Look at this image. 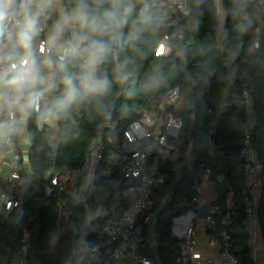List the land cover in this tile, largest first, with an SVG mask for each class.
<instances>
[{"label":"trees","instance_id":"trees-1","mask_svg":"<svg viewBox=\"0 0 264 264\" xmlns=\"http://www.w3.org/2000/svg\"><path fill=\"white\" fill-rule=\"evenodd\" d=\"M150 1L120 0L117 26L108 34L90 37L110 44L95 71L97 78L110 81L106 92L54 107L65 95L63 77L77 76L83 57L65 59V72L56 67L57 57H51L54 76L60 77L48 92L46 121L38 127L39 118L28 110L29 171H18L17 206L0 212V264H61L66 260L71 241L80 236L86 223L88 208L78 191L88 176L93 141L99 136L105 159L122 143L123 132L137 111H153L176 87L180 99L173 113L181 127L175 147H164L160 154L148 157V164L156 161L155 173L164 181L150 199L151 221L139 224L142 246L137 254L151 264H176L180 240L172 233L173 220L195 212L192 198L208 170L218 212L206 233L220 242L224 231L238 264H256L243 227L246 184L239 152L248 134L263 164L256 217L264 244V0H221L219 10L215 0H187V17L167 7L140 13ZM78 2L61 0V6L70 13ZM84 3L90 13L111 7V0ZM126 7L131 8L127 15ZM175 18L176 25L172 24ZM57 23V15L46 9L37 27L52 32ZM72 26L75 42L86 30L79 24ZM164 36L173 37L172 49L159 56L156 52ZM71 38L68 27L61 41L65 45ZM10 89L5 83L3 95ZM34 90L43 89L36 84ZM242 92L248 94L250 106L234 104ZM53 126L55 145L51 144ZM102 164L101 160L91 183L89 209L99 214L86 229L88 246L101 245L105 220L113 213L121 215L131 203L128 182L119 167L104 173ZM52 178L56 186H51ZM107 250L88 256L82 264H110Z\"/></svg>","mask_w":264,"mask_h":264},{"label":"built area","instance_id":"built-area-1","mask_svg":"<svg viewBox=\"0 0 264 264\" xmlns=\"http://www.w3.org/2000/svg\"><path fill=\"white\" fill-rule=\"evenodd\" d=\"M19 1L15 0V4L9 11L5 24L9 30H12L15 19L18 18ZM167 7L174 9L181 17H187L190 12L187 0H152L144 3L140 13L147 12L150 8ZM50 11L57 15V22L61 17L66 14V11L61 6V0H52V4L48 7ZM61 15V16H60ZM178 18L172 20V24L176 25ZM156 27L159 24L156 23ZM44 28L37 27V34L32 45L31 53L35 59L41 57H49L51 48L49 42L44 37ZM71 41L74 37V28L70 27ZM181 36L178 37L180 39ZM173 37L164 36L162 43L159 45L156 54L159 56H166L172 49ZM33 41V40H32ZM33 43V42H32ZM10 44L7 38L0 39V55L3 56V61L0 63V69L8 71L10 74H15L17 71L24 70L23 61L27 58L25 50L22 47H17V53L14 58L8 59V52ZM63 46L55 55L59 57L63 54ZM41 48L44 49L41 52ZM161 49L163 51L161 52ZM76 56V55H75ZM75 56H68L67 58H74ZM50 62V61H49ZM31 64V60H29ZM15 65V68L12 66ZM45 89L37 91L41 93L38 104L32 105L30 108L39 118L38 127L41 122L46 121L48 115L47 99L48 92ZM14 96L12 89L7 96L6 101V122L8 125V132L0 134V160L5 155L11 156L10 173L5 178L7 181L16 182L18 179V171L22 170L20 165L19 155L12 151L10 148L11 132L10 129L16 124V108L10 104V100ZM180 99L179 87L174 88L166 94L160 104L150 112L137 111V117L127 129L123 132V141L117 145L109 155L102 159L101 146L99 136L92 143V151L89 159L90 175L88 174L86 181L80 186L78 191V198L85 201L88 208L86 223L83 226L82 232L77 239L71 241V249L68 257L61 264H82V262L90 255L96 254L100 250H109L111 262L110 264H151L145 257H139L137 254L138 249L142 246L140 237L139 224H148L152 215L149 213L150 199L154 191L159 188L164 178L157 176L156 161L148 164V157L152 153L160 154L164 147L171 146L174 137H177L178 131L181 127V121L174 116V109ZM234 104L238 107L243 105L250 106V98L246 92H242L239 97L234 98ZM14 115V118H13ZM239 158L243 163V176L246 184V198H245V214L246 217L243 221L244 231L249 237V244L253 249L255 237L260 233L256 210L258 202L254 200L251 195V190L256 187L261 190V180L263 173V164L258 160L254 154L252 142L248 134L244 136L242 147L239 152ZM102 160L103 172L106 173L113 166H118L121 177L128 182L127 195L131 198V203L123 210L121 215L116 216L114 213L109 216L103 225L102 235L104 242L99 246H88L86 244L85 232L90 222L99 214L89 209L90 206V191L93 174L97 169L99 162ZM92 166V167H91ZM88 169V167H87ZM209 178V171L206 170L204 179ZM51 186L57 185L56 178L50 180ZM15 190L3 192L0 194V211H9L17 206L15 199ZM198 193V188L196 189ZM228 198H231L229 194ZM215 200V199H214ZM212 201L208 207L206 218L203 222L207 228L213 226V216L218 212V207L215 201ZM192 204L195 207V212L187 214L195 215L200 204L197 195L192 198ZM182 219L195 220L191 217L181 216L179 220H173L174 235L180 240L179 254L176 257V264H197L201 255L197 251L196 231L192 224L189 222L185 225L178 227V221ZM225 224V219L222 220ZM219 242V258L217 261L206 260L204 264H238V260L229 252V236L224 232H220Z\"/></svg>","mask_w":264,"mask_h":264},{"label":"clouds","instance_id":"clouds-1","mask_svg":"<svg viewBox=\"0 0 264 264\" xmlns=\"http://www.w3.org/2000/svg\"><path fill=\"white\" fill-rule=\"evenodd\" d=\"M14 4L15 0H0V39L6 37L14 47H22L27 58L22 62L24 70L17 71L15 74L0 69V85L6 83L12 89L14 96L10 100V104L23 111L26 106L22 104V101L25 100L26 91L31 90L27 97L28 106L37 105L41 95L34 90L40 76L37 62L32 57L31 48L33 37L37 34L39 17L51 6L52 0H23L17 13L18 18L15 19L12 30H9L5 21ZM120 7V0H111L109 9L102 13H90L84 0H79L76 8L72 12L64 14L55 26L49 37V43L53 46L57 44L65 29L73 24H79L81 30H86V33L79 36L75 42L70 40L63 46V54L59 57V63L56 65L59 71H66L64 61L70 55L82 56L83 62L77 76L65 75L63 77L65 95L63 99L55 102L54 107L71 105L88 94H102L109 88L110 81L107 77L97 78L95 71L110 51V44L90 37L108 34L111 29L117 26ZM130 11V7L123 9L125 15ZM81 44L85 45L82 49ZM43 51L44 49L41 48V52ZM162 51L163 49H161ZM29 60H31V64H29ZM2 61L3 57H0V63ZM45 63L51 66V62L45 61ZM12 67L15 68V65ZM56 86L54 79L47 83L48 90L54 89ZM52 114L53 110L49 109V115Z\"/></svg>","mask_w":264,"mask_h":264},{"label":"crops","instance_id":"crops-1","mask_svg":"<svg viewBox=\"0 0 264 264\" xmlns=\"http://www.w3.org/2000/svg\"><path fill=\"white\" fill-rule=\"evenodd\" d=\"M69 13V12H66ZM61 16V15H60ZM73 27V26H71ZM54 31V30H53ZM50 32L48 29L45 28L44 30V37L49 42V37L53 33ZM34 41L32 42V45L34 46ZM63 45L61 41V37L57 41V44L55 46L51 45L49 43V46L51 48V54L49 57H41L40 59H37V67L39 69V76L40 80L37 82L38 86H41L42 89H45L47 86V83L51 80H56V78L60 76H54L52 64L49 66L45 63V61H50L52 56H55L61 46ZM17 47H10V50L8 52V59L14 58V56L17 53ZM0 57H3L0 55ZM51 62V61H50ZM3 85H0V134L7 133L8 125L6 122V101L7 96H4L2 93ZM29 93H26L25 95H28ZM22 104H24L26 107L23 111L20 110L19 107L16 108V124L11 127V143L10 148L13 152L19 155L20 159V165L22 167V171L28 172L29 171V163H28V149H29V140H28V134H27V119H28V110L30 106L25 104L22 101ZM11 156L5 155L0 160V194L3 192H9L16 189V185L14 182L7 181L5 178L10 173V165H11ZM251 195L254 198L256 202L259 200L260 191L258 188L254 187L251 190ZM198 202L201 205L207 204L208 206L211 204V202L215 199L214 193H213V185L209 181V179H204L202 183L198 187ZM1 212V211H0ZM99 213V211H98ZM97 213V214H98ZM189 222H192L195 231H196V241H197V251L201 255L200 260H198L197 264H204L206 260H213L217 261L219 258V246L217 241H214L215 239L208 235L206 233V224L201 220H192L189 219H182L178 221V227L181 225H185ZM174 227L175 224L173 222L172 226V233L174 234ZM83 229V228H82ZM255 249H258L259 252L256 254ZM253 257L256 262V264H264V244L262 242L260 233H258L255 237L254 246L252 249Z\"/></svg>","mask_w":264,"mask_h":264},{"label":"water","instance_id":"water-1","mask_svg":"<svg viewBox=\"0 0 264 264\" xmlns=\"http://www.w3.org/2000/svg\"><path fill=\"white\" fill-rule=\"evenodd\" d=\"M28 95H29V94H28ZM28 95H25V100H23V102H24L25 104H27V105H28V100H27ZM176 141H177V138L174 137L173 140H172V142L170 143L171 147H175V145H176ZM208 207H209V206H208L207 204L201 205V206L198 208V210H197V212H196L195 215L186 214L185 217L189 216V217H191V219H196V220H201V221H203V220L206 218V215H207V212H208ZM180 218H181V217L176 218L175 220H179ZM175 220H174V221H175Z\"/></svg>","mask_w":264,"mask_h":264},{"label":"rangeland","instance_id":"rangeland-1","mask_svg":"<svg viewBox=\"0 0 264 264\" xmlns=\"http://www.w3.org/2000/svg\"><path fill=\"white\" fill-rule=\"evenodd\" d=\"M220 1H221V0H215V3H216V6H217L218 10H219V8H220ZM51 132H52L51 144L55 145V135H54V133H55V126L52 127ZM91 167H92V166H91ZM87 173L90 175V169H89V166H88V169H87ZM97 213H98V210H95V214H97ZM108 251H109V250H107V252H108ZM255 252H256V254H258L259 250H258V249H255ZM253 254H254V253H253Z\"/></svg>","mask_w":264,"mask_h":264}]
</instances>
